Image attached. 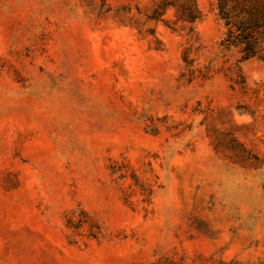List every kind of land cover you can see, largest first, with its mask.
<instances>
[{"label": "rangeland", "instance_id": "obj_1", "mask_svg": "<svg viewBox=\"0 0 264 264\" xmlns=\"http://www.w3.org/2000/svg\"><path fill=\"white\" fill-rule=\"evenodd\" d=\"M163 1L0 0V264H264V61Z\"/></svg>", "mask_w": 264, "mask_h": 264}, {"label": "trees", "instance_id": "obj_2", "mask_svg": "<svg viewBox=\"0 0 264 264\" xmlns=\"http://www.w3.org/2000/svg\"><path fill=\"white\" fill-rule=\"evenodd\" d=\"M170 6L177 7L183 21L194 24L201 18L197 0H164L155 8L154 18L158 19L159 9ZM216 9L224 27L222 45L236 50L241 61H264V0H216Z\"/></svg>", "mask_w": 264, "mask_h": 264}]
</instances>
